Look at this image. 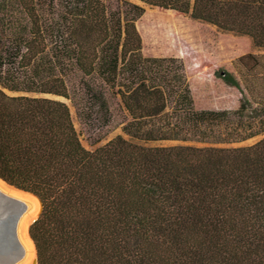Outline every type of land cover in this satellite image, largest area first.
Segmentation results:
<instances>
[{
	"label": "trees",
	"instance_id": "1",
	"mask_svg": "<svg viewBox=\"0 0 264 264\" xmlns=\"http://www.w3.org/2000/svg\"><path fill=\"white\" fill-rule=\"evenodd\" d=\"M246 37L264 51V0H137ZM102 0H0V179L37 196L28 229L37 264H264V138L245 147L170 141L169 107L186 86L176 58L144 57L134 21ZM155 39L168 25L151 20ZM236 110L216 112L224 142L264 134V55L237 60ZM80 74V91L66 78ZM17 93L16 96L8 95ZM82 119L118 98L122 134L90 152ZM185 132L208 126L182 113Z\"/></svg>",
	"mask_w": 264,
	"mask_h": 264
},
{
	"label": "rangeland",
	"instance_id": "2",
	"mask_svg": "<svg viewBox=\"0 0 264 264\" xmlns=\"http://www.w3.org/2000/svg\"><path fill=\"white\" fill-rule=\"evenodd\" d=\"M102 2L108 14H118L122 19L134 17L136 10L133 7L141 8L143 12L134 21V26L141 40L142 55L151 58H176L181 60L184 66L186 86L168 109L173 129L172 139L148 143L147 146L236 148L253 145L264 138L262 134L239 143L224 142L216 112L236 110L241 95L237 89L225 85L215 76L216 72L226 71L237 78L238 69L244 70L237 64V60L248 55L261 56L264 55V51L252 49L246 37L221 33L209 24L174 11L151 7L137 0H102ZM156 19L168 25L166 36L172 38L171 42L165 40L166 32L163 34L159 32L157 37L153 38L150 25L151 20ZM80 78L77 72L70 73L66 78V85L72 95L80 91ZM7 94L18 95L9 92ZM43 97L62 101L68 106L74 127L87 151L96 150L116 136L121 135L126 138L121 128L128 118L118 98H108L107 114H102L95 108L90 119L85 120L79 116L78 109L69 100L50 95ZM181 112L198 118L201 123L208 126V129L203 132H185L182 128Z\"/></svg>",
	"mask_w": 264,
	"mask_h": 264
},
{
	"label": "bare ground",
	"instance_id": "3",
	"mask_svg": "<svg viewBox=\"0 0 264 264\" xmlns=\"http://www.w3.org/2000/svg\"><path fill=\"white\" fill-rule=\"evenodd\" d=\"M38 209L35 197L0 182V264H29L34 258L27 228L37 217Z\"/></svg>",
	"mask_w": 264,
	"mask_h": 264
},
{
	"label": "water",
	"instance_id": "4",
	"mask_svg": "<svg viewBox=\"0 0 264 264\" xmlns=\"http://www.w3.org/2000/svg\"><path fill=\"white\" fill-rule=\"evenodd\" d=\"M0 182L3 183L6 187H9V188H11V189H13V190H15V191H18V192H21V193H24V194H28V195H31V196L35 197V198L37 199L38 203H39V209H38V213H37V218H38V216L40 215V213H41V211H42V204H41V202H40V200H39V198H38L37 196H35V195H33V194H30V193H27V192H24V191H21V190H19V189H16L15 187H13V186L7 184L6 182H4L2 179H0ZM30 217H31V215L28 216V218H30ZM37 218H36V219H37ZM36 219H34V220L32 221V223H33ZM27 220H28V219H27ZM32 223H31V224H32ZM31 224H30V225H31ZM30 225H29L28 228H27V234H28V235H29V233H28V229H29ZM34 249H35V248H34ZM30 264H37L36 251H35V257L31 260Z\"/></svg>",
	"mask_w": 264,
	"mask_h": 264
}]
</instances>
